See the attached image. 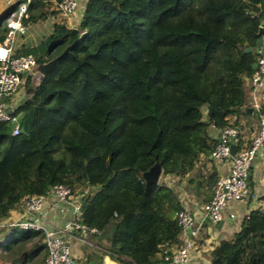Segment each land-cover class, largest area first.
Instances as JSON below:
<instances>
[{
  "label": "trees",
  "instance_id": "obj_1",
  "mask_svg": "<svg viewBox=\"0 0 264 264\" xmlns=\"http://www.w3.org/2000/svg\"><path fill=\"white\" fill-rule=\"evenodd\" d=\"M40 3L28 4L26 13L38 9L23 21L44 15ZM258 26L263 0H85L76 27L53 24L36 63L82 36L13 110L35 106L28 134L10 135L0 122V220L21 197L62 183L81 194L77 221L109 229L113 261L162 264L156 253L180 244L181 205L171 187L145 183L141 173L156 162L162 175L189 174L215 143L207 126H236L230 117L244 114L256 39L264 48ZM215 177L195 169L187 182L195 179V193L208 200ZM259 201L211 248L207 264H264V191ZM0 250L9 264H43L45 255L39 231L15 226L0 229Z\"/></svg>",
  "mask_w": 264,
  "mask_h": 264
},
{
  "label": "built area",
  "instance_id": "obj_2",
  "mask_svg": "<svg viewBox=\"0 0 264 264\" xmlns=\"http://www.w3.org/2000/svg\"><path fill=\"white\" fill-rule=\"evenodd\" d=\"M5 1L11 11L4 21V33L0 38V122H8L9 134L16 135L20 133L21 117L17 112L14 113L9 109L4 97L9 98L12 92L24 85L23 75L36 64L34 54L14 55L11 49L14 35L23 34L25 31L23 18L32 0ZM76 5V0H51L52 8L63 17H68ZM263 49L262 46L256 47L259 55L256 57L252 72L246 77L249 86L248 106L257 117V127L248 145L242 144L236 147L240 141L238 131L233 125H225L218 128L217 139L208 152L209 157L216 164L226 162L225 171L215 177L210 198L200 205V211L209 223H216L222 218L228 201L240 200L247 194L250 165L257 151L264 145V106H261L257 98V94L264 90ZM231 145L235 146L232 154ZM72 194L66 185L55 183L50 185L44 195L23 196L12 209L18 211L17 217L9 221H0V229L15 226L37 230L41 234V242L45 249L43 264H76L71 255L69 239L86 243L87 235L98 234L99 231L94 226H87L77 221L80 215L79 200L71 201ZM46 197H49L55 205L62 203L70 205L71 216L64 225L56 226L45 218L42 208ZM174 217L180 232L186 231V235L178 247L163 253L162 264H186L190 250L194 248V239L197 237L198 225L195 224L188 210L181 207ZM116 264L122 263L116 262Z\"/></svg>",
  "mask_w": 264,
  "mask_h": 264
},
{
  "label": "crops",
  "instance_id": "obj_3",
  "mask_svg": "<svg viewBox=\"0 0 264 264\" xmlns=\"http://www.w3.org/2000/svg\"><path fill=\"white\" fill-rule=\"evenodd\" d=\"M76 2L77 5L73 12L68 17H63L52 8L51 0H41L40 11H42L44 15L40 18H27L23 21L25 25V31L23 34L14 35L11 43L12 53L14 55L32 53L36 57L41 56L39 43L51 33L53 24L63 23L68 28H74L77 26L85 0H76ZM7 8H9L8 3L5 0H0V15ZM37 9V7L31 8L25 16L29 17V15L36 13ZM0 28L4 30L2 22L0 23ZM26 78L28 77L26 74H24L22 77L23 82H25ZM243 83L245 89V104L243 106L244 114L240 113L230 117V121H234L236 124L235 127L242 142L249 140L257 127V117L248 106L249 86L246 77L243 78ZM24 93L26 92L24 91ZM257 96L261 106H264V90L263 92L258 93ZM23 98L24 95L19 97L16 94H13L9 98V104L7 106L13 111L15 110L16 106L21 103ZM245 108H248L249 110L246 111ZM202 111L204 119L206 116V107H203ZM17 115L22 118V111L17 112ZM206 131L209 137L214 140L217 139V128L208 125ZM194 167V170H192L189 174H185L180 178L173 175H162L160 172L157 182L162 181L175 191L181 207L185 208L191 213L195 224L198 225L197 237L194 239V248L190 250L189 258L186 264H207L209 259V251L218 242V240L221 238H226L236 232L239 229L242 217L249 210L260 205L259 196L264 191V145L257 151L250 165L247 176V194L240 200L228 201L223 210L222 218L217 223H209L206 217L202 215L200 211V205L206 201L204 199V195L203 193H195V179L191 180V182H187V179L188 177H192L195 174V169L206 171L207 169L211 168L214 169L216 175L222 173L226 169V162L216 164L211 160L208 152H206L205 154L199 156ZM192 182L195 183V190L193 192L188 191L187 189V186ZM80 195L74 199L70 198V200H79ZM42 210L45 218L56 226L64 225L71 216V207L69 204L62 203L55 205L49 199V197L44 199ZM17 213L18 211L11 209L6 217L0 221L13 220L17 217ZM7 229L8 227L3 228L4 231H7ZM101 234L102 233L100 232H98V234H94L93 236L96 237L94 241L88 239L86 236V243H81L72 238L69 239L71 255L76 264H90V262L94 263L95 261H98L95 264H116V262L109 257L108 251L106 249L107 241L101 239ZM185 235L186 231H179L178 239L180 244L183 241ZM174 248L171 247L169 250ZM155 257L160 259L161 254L156 253Z\"/></svg>",
  "mask_w": 264,
  "mask_h": 264
},
{
  "label": "water",
  "instance_id": "obj_4",
  "mask_svg": "<svg viewBox=\"0 0 264 264\" xmlns=\"http://www.w3.org/2000/svg\"><path fill=\"white\" fill-rule=\"evenodd\" d=\"M264 2V0H263ZM263 31V27L262 26H258V33H261ZM82 33L78 35V37H76L70 44L66 45L59 54H57L56 56L52 57L51 59L45 61V62H41V63H36L31 69L30 71H28L26 73V76L29 77V83L30 85L25 89L26 93H30L32 92L34 86H36L38 84V82L41 80V78L43 77V75L45 74V72L47 70H49L51 68V66L53 65V63L55 62V60L57 58H59L61 55H63L64 53L67 52V50L70 48V46L76 42L79 41V39L81 38ZM261 46V38L256 39L255 41V47H260ZM250 50L249 47H245L243 48V52H248ZM263 53H264V49H263ZM255 66V62L251 63V69H253ZM245 110H249L248 108H245ZM34 111H35V106H31L30 108H28L25 111V114L23 115V117L21 118V122H20V133L23 134H28L29 130H30V124L31 121L33 119V115H34ZM210 113V108L207 106L206 107V116L208 117ZM235 150V146L231 145L230 146V153L232 154ZM161 170L159 165L155 162L153 163L146 171L141 173V176L144 180L145 183H156L159 177ZM188 191H194L195 190V183L192 182L187 186ZM219 222V221H217ZM216 222V223H217ZM161 249H164V246L161 247Z\"/></svg>",
  "mask_w": 264,
  "mask_h": 264
},
{
  "label": "rangeland",
  "instance_id": "obj_5",
  "mask_svg": "<svg viewBox=\"0 0 264 264\" xmlns=\"http://www.w3.org/2000/svg\"><path fill=\"white\" fill-rule=\"evenodd\" d=\"M3 26H4V24H3ZM29 85H30V83H29V80H28L27 87H28ZM27 87H25V84L19 86L18 89H16L14 92L11 93L10 97H11L13 94H16V95L19 96V97H21V96L24 95V97H25L26 94H28V93H24V91H25V89H26ZM10 97H9V98H10ZM9 98L4 97V101L6 102L7 105L9 104ZM111 119H112L111 121H115L116 119H118V117H117V115L113 114L112 117H111ZM7 124L9 125L8 122H7ZM78 195H80V193H79L78 191H75V192L72 194L71 198L74 199V198L78 197ZM2 232H3V231H1V234H3ZM108 234H109V229L106 228V229L103 231V233L101 234V236H102L101 239H102V240L104 239V240L107 241V239H108ZM87 238L90 239V240H93V241H94L96 237H94L93 235H87ZM27 246H28V245L25 244L24 247H23V249L25 250V249L27 248ZM82 247H85V246H82ZM4 253H5V252H3V251L0 250V264H9L8 259H6L5 256H4ZM39 257H40V255H38V256L36 257V259H38ZM93 257H94V256H93ZM93 257H92V258H93ZM36 259H35V260H36ZM93 259H94V258H93ZM97 262H98V261H95L94 263H91V262H90V264H95V263H97Z\"/></svg>",
  "mask_w": 264,
  "mask_h": 264
}]
</instances>
